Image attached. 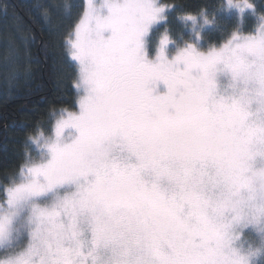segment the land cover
I'll return each mask as SVG.
<instances>
[{
  "label": "snow or ice",
  "instance_id": "snow-or-ice-1",
  "mask_svg": "<svg viewBox=\"0 0 264 264\" xmlns=\"http://www.w3.org/2000/svg\"><path fill=\"white\" fill-rule=\"evenodd\" d=\"M165 10L86 0L63 38L76 107L0 185V264H264V15L206 54L169 60L165 35L149 60ZM22 60L10 42L9 88L31 75Z\"/></svg>",
  "mask_w": 264,
  "mask_h": 264
},
{
  "label": "trees",
  "instance_id": "trees-1",
  "mask_svg": "<svg viewBox=\"0 0 264 264\" xmlns=\"http://www.w3.org/2000/svg\"><path fill=\"white\" fill-rule=\"evenodd\" d=\"M166 7L163 19L151 31L147 53L153 39L168 36V53L176 56L191 44L197 51L220 48L234 32L249 34L259 27L264 0H254L253 9L241 12L227 0H157ZM242 2V0H238ZM83 0H0V185L8 182L24 162L25 148L37 154L29 137L38 132L48 135L61 109H75L72 85L75 68L68 59L63 38L82 12ZM45 10L49 18H45ZM197 18L194 25L185 17ZM205 17L208 23H205ZM204 41L198 45V41ZM10 42L21 46L23 60L31 75L9 88L4 72ZM173 46V48H171ZM149 56V55H148ZM175 56H167L172 59ZM2 195V193H0Z\"/></svg>",
  "mask_w": 264,
  "mask_h": 264
},
{
  "label": "rangeland",
  "instance_id": "rangeland-1",
  "mask_svg": "<svg viewBox=\"0 0 264 264\" xmlns=\"http://www.w3.org/2000/svg\"><path fill=\"white\" fill-rule=\"evenodd\" d=\"M255 1V3L256 4H258V2H259V0H254ZM83 2H84V4L86 3V0H83ZM157 6L159 7V4H158V2H157ZM102 14H107V11H106V9L105 10H103V13ZM163 15V14H162ZM160 21H161V19L160 20H158V21H156V22H154L153 24H151L150 26H149V30H148V33L143 37V42H144V48H145V52H146V55H147V58L149 59V60H153V61H155V58H156V56H157V54H158V49H159V46H160V40H161V38L159 39H153V41H152V43H151V47H150V49H151V52H150V54H148L147 53V50H148V48H147V46H146V40H147V38H148V36H149V34L151 33V31L153 30V29H155L156 28V26L160 23ZM257 29V28H256ZM168 46V45H167ZM167 46H166V48L164 49V51H165V56H166V58H167V56L169 57V56H175L174 55V52H173V46H171V48H173V49H171V53H168L167 52ZM187 46H185V48H186ZM168 48H169V46H168ZM184 49V48H183ZM207 49L208 48H204V49H200L201 51H202V53H207L208 51H207ZM175 50V49H174ZM176 51V50H175ZM149 55V56H148ZM167 59H169V58H167ZM173 59V58H172ZM172 59H169V60H172ZM183 66V65H182ZM217 80H218V84L221 86V87H224L225 85H226V83H227V80H228V77L227 76H225V75H223V74H221V75H218V78H217ZM158 83V82H157ZM156 83V84H157ZM75 107H76V105H75ZM57 116H58V114L55 116V119H54V121H53V125H54V123H55V120H56V118H57ZM53 125H52V127H53ZM33 144V143H32ZM33 146H34V148H35V150L36 151H38V149L35 147V145L33 144Z\"/></svg>",
  "mask_w": 264,
  "mask_h": 264
},
{
  "label": "flooded vegetation",
  "instance_id": "flooded-vegetation-1",
  "mask_svg": "<svg viewBox=\"0 0 264 264\" xmlns=\"http://www.w3.org/2000/svg\"><path fill=\"white\" fill-rule=\"evenodd\" d=\"M203 43H204V41H202V40L199 39L198 45H203ZM166 50L168 51V46H167V49ZM180 67L183 68L182 65ZM154 89H155L154 94H156V95H162V94H165L167 92V88L163 84V82H158L157 84H155L154 85Z\"/></svg>",
  "mask_w": 264,
  "mask_h": 264
}]
</instances>
